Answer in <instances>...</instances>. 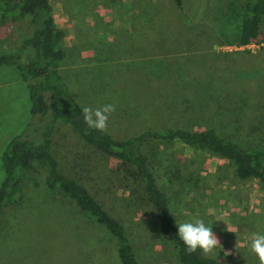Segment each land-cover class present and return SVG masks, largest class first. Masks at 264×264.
Segmentation results:
<instances>
[{
    "label": "rangeland",
    "instance_id": "374dc122",
    "mask_svg": "<svg viewBox=\"0 0 264 264\" xmlns=\"http://www.w3.org/2000/svg\"><path fill=\"white\" fill-rule=\"evenodd\" d=\"M126 1H122L121 16L115 17L113 0H69L68 4L48 0L57 21H61L62 9L68 6L78 11V16L81 12L86 19L95 18L86 25L94 34L89 42L95 59L82 69L80 79L89 80L96 67L99 78L93 84L100 90L94 108L115 105L105 133L113 139H124L144 131L212 128L242 148L264 149V56H223L216 55L214 49V42L236 41L241 21L249 16L246 4L254 0H181L179 8L173 0H144L140 4ZM32 30L29 15L16 25L1 28L0 54L17 48ZM111 35L119 44L117 51L101 62L104 50L111 49ZM259 35L264 41V17ZM30 55V49L22 50L18 63L26 62ZM153 55L157 63H168L175 72H170L169 79L148 84L144 96L130 94L131 104L125 107L121 104L124 86L118 92L109 76L116 67L144 71L148 63L123 60ZM239 76L247 81L259 76L261 80L242 85ZM83 81L74 86L79 92L77 100L65 85L68 97L80 108L82 101L85 106L93 99L88 98L93 91L85 94L93 84ZM0 83L1 157L12 137L37 142L42 122L50 116L43 121L39 115L29 113L27 90L13 65L0 66ZM162 91L160 97L181 100V105L150 104L154 93ZM131 107L136 111L131 112ZM115 115L123 119L133 115L137 123L134 128H126L130 119L117 122ZM55 126L50 148L59 169L86 187L102 208L121 221L137 263L181 264L171 243L160 236L158 221L133 169L97 152L71 133L66 124L57 121ZM144 149L145 153L149 150ZM151 150L155 154L152 170L158 185L170 197L176 228L182 222L202 219L220 242L211 254L202 253L204 256L219 264H260L248 239L253 233L264 234V192L257 182L238 179L227 160L179 143H159ZM180 161L198 171L194 186L180 178L177 182L179 176L173 177L176 172L169 174L173 164ZM3 176L0 159V183ZM168 178L172 182L164 186ZM20 186V192L0 216V264H119L117 251L115 256L110 252L111 247H117L115 239L80 212L67 195L47 189L42 174L23 175Z\"/></svg>",
    "mask_w": 264,
    "mask_h": 264
},
{
    "label": "trees",
    "instance_id": "16d2710c",
    "mask_svg": "<svg viewBox=\"0 0 264 264\" xmlns=\"http://www.w3.org/2000/svg\"><path fill=\"white\" fill-rule=\"evenodd\" d=\"M173 3L179 8L181 0H173ZM246 9L249 16L241 21L237 44L260 39L264 0H254L246 4ZM26 15L30 16V24L33 25L31 34L21 39L14 50L0 54V66L13 65L17 70L27 90L29 113L39 115L43 121L48 114L50 117L42 122L37 142L12 137L5 144L0 157L4 174L0 183V216L6 205L20 192L23 175L40 173L47 189L66 194L80 212L104 227L115 239L119 264H138L121 221L102 208L86 187L59 169L50 145L56 128L54 125L60 121L97 152L133 169V175L141 184L145 199L158 221L160 236L171 243L181 264H219L216 259L204 256L199 249L189 252L177 235L169 207L170 197L157 183L156 173L151 166L155 154L150 149L159 143L174 142L225 159L234 166L238 179L256 181L263 192L264 149L242 148L220 137L212 128L192 131L177 127L164 131H144L124 139H113L105 132L89 129L83 122L82 108L68 97L67 88L58 72V64L64 57L60 46L63 33L54 26L48 0H0V29L16 25ZM24 49H30L31 55L26 62L18 63ZM144 147L149 149L146 153ZM173 165L169 174L176 172L173 177L179 176L175 178L177 182L180 178L195 185L197 170L181 161ZM171 182V178H168L164 186H169ZM184 187L186 190L189 188L188 185Z\"/></svg>",
    "mask_w": 264,
    "mask_h": 264
},
{
    "label": "crops",
    "instance_id": "0c3cea01",
    "mask_svg": "<svg viewBox=\"0 0 264 264\" xmlns=\"http://www.w3.org/2000/svg\"><path fill=\"white\" fill-rule=\"evenodd\" d=\"M114 1V7L113 10L115 11V17L121 16L122 13V7H123V2H127L126 0H113ZM134 1V3L136 4H140L143 3L144 0H132ZM148 1V0H146ZM65 4L69 3V0H64ZM68 6V5H67ZM69 7V8H68ZM68 7H64L62 9V18L61 21H57L52 13V17H53V23L54 26L57 30H60L63 33V37L60 41V46L61 49L64 52V57L63 59L59 62L58 64V72L59 75L61 76L62 80L64 81L65 85L67 86V88L69 87V89L71 88V93H73L75 95V99L77 100V98L79 97V92H77L74 88L75 85L79 84V81H83L82 79H80V76L82 74V69L85 66H90L92 65V60H94L95 58H93V54H91L92 48L90 45L89 40L91 39V37L94 36V34L90 31V29L87 28L86 25H89L90 22L92 20H95V18L93 19H86L85 17L78 16V11L75 12L74 10L72 11V7L68 6ZM52 12V10H51ZM238 36H239V31L237 34V38L236 41L234 43L232 42H228L229 40L226 41H219V42H214L216 43L214 49H215V54L216 55H223V56H229L231 54H246L248 56H258V55H262L264 56V52H247V51H241V50H231L230 46L231 45H237V40H238ZM262 35H259V38L262 39ZM122 37H118L117 40H122ZM220 39V38H219ZM228 39V38H227ZM259 39V40H260ZM221 40V39H220ZM222 40H224V38L222 37ZM233 40H235L233 38ZM110 41H111V49L108 50H104V53L102 55V57H100L101 62L103 57L106 58H111L117 51L118 48V43L115 42V38L113 35H111L110 37ZM66 53H68L66 55ZM155 56L153 55L151 57H147L146 56H138L136 58H127L124 59V62L127 63H133V62H141V63H148V69L144 70V71H138L135 72L133 70H131L129 67L126 68H122V70H118L119 68L116 67L115 68V73L111 76H109L111 79V82L114 83L117 87V91L120 92L122 90L121 86H124L125 88V92H124V98L122 99V103L121 104H125L124 106H128L130 105V96H133L134 94H141L142 96H144L145 94L142 93L143 91H145L148 87V84L154 83L156 81H162L163 79H169L170 78V72H175L174 69H172V67H170V64H166V63H157L155 60ZM73 57V58H71ZM157 63V64H156ZM68 72V73H67ZM93 74L89 75V80L87 81H83V84H93L99 77L96 71V67L93 69ZM63 73L65 74V76H63ZM67 73V75H66ZM261 72L259 71V74ZM69 77V78H68ZM239 79H241L240 81L241 84L245 85V84H249V83H253L256 80H259L260 77H255L254 79H249V81L245 80L244 77L239 76ZM244 79V80H243ZM261 80V79H260ZM89 82V83H88ZM228 82V81H227ZM120 83H125L124 85L120 84ZM1 84V83H0ZM240 84V83H239ZM93 87L92 88H86L85 89V94L89 95V91H93L92 95L90 94L88 98L93 97L92 101L90 102H86L85 106H89L93 109L95 103L98 101L96 99L97 93L100 90V87L97 88L94 86H90ZM79 88H82V86H80ZM104 88V87H103ZM102 88V90H103ZM165 90V89H164ZM164 94V91L162 92H156L154 93V98L153 100L150 102V104H156V103H165L167 102V104L169 105H181V100H170V99H165L166 97H160L161 95ZM211 95L212 92L210 93ZM222 95H224V92H222ZM134 97V96H133ZM159 99H157V98ZM128 101L127 103H125L124 101L126 100ZM83 102L82 101L80 103V106L82 108L83 106ZM230 102V101H229ZM228 102V103H229ZM222 103H227L226 101L222 100ZM178 107V106H177ZM135 112L136 109H134L133 107H131V112ZM123 117L121 115H115L114 118L117 122H121L124 120H129L130 121L124 126V127H128V126H132L133 128L135 127L137 121L135 120V116L131 115L130 117ZM120 120V121H119ZM139 122L140 118H139ZM119 125V124H118ZM62 193V192H60ZM64 194V193H62ZM66 195V194H65ZM6 217V216H5ZM3 228L2 226L0 227V229ZM115 251H117V247H111L110 252L111 254H114L115 256ZM109 252V253H110Z\"/></svg>",
    "mask_w": 264,
    "mask_h": 264
},
{
    "label": "clouds",
    "instance_id": "9594fccd",
    "mask_svg": "<svg viewBox=\"0 0 264 264\" xmlns=\"http://www.w3.org/2000/svg\"><path fill=\"white\" fill-rule=\"evenodd\" d=\"M81 111L83 122L89 129L105 132L109 116L115 111V105L105 104L95 109L82 106ZM177 229V235L189 252L199 249L203 254L208 255L217 246H220L219 239L213 232L212 227L206 225L202 219H197L194 222H182ZM248 239L251 251L260 264H264V234L253 233ZM226 254L230 255L231 253L226 252Z\"/></svg>",
    "mask_w": 264,
    "mask_h": 264
},
{
    "label": "built area",
    "instance_id": "2783aa9c",
    "mask_svg": "<svg viewBox=\"0 0 264 264\" xmlns=\"http://www.w3.org/2000/svg\"><path fill=\"white\" fill-rule=\"evenodd\" d=\"M230 49L247 51V52H255L262 49L264 50V41L258 40V41H251L246 44L231 45Z\"/></svg>",
    "mask_w": 264,
    "mask_h": 264
}]
</instances>
